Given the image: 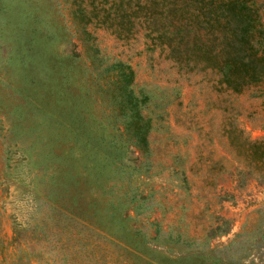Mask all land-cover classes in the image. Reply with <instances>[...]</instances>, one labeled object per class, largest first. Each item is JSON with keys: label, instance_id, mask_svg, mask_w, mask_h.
Instances as JSON below:
<instances>
[{"label": "rangeland", "instance_id": "obj_1", "mask_svg": "<svg viewBox=\"0 0 264 264\" xmlns=\"http://www.w3.org/2000/svg\"><path fill=\"white\" fill-rule=\"evenodd\" d=\"M111 1L0 0V264H155L191 251L264 264V82L235 93L211 69L179 66L140 20L119 30L75 17ZM114 60L148 98L149 152L118 135L122 170L86 174L70 121L112 139L102 69Z\"/></svg>", "mask_w": 264, "mask_h": 264}, {"label": "trees", "instance_id": "obj_2", "mask_svg": "<svg viewBox=\"0 0 264 264\" xmlns=\"http://www.w3.org/2000/svg\"><path fill=\"white\" fill-rule=\"evenodd\" d=\"M88 5L92 15L82 5L75 14L85 24L95 20L107 28L116 26L124 30L140 20L146 37L167 49L169 57L179 66L189 70L211 69L219 75L221 83L235 93L264 82V12L260 0H112L108 8L94 6L93 2ZM119 30L113 33L120 35ZM88 49L93 63L100 68L102 60L97 58L98 48ZM102 72L109 77L106 91L115 113L113 117L121 129L119 125L114 127L112 139L105 141L103 134L98 137L84 123L74 125L73 120L70 121L69 132L85 162L86 174L94 170L100 173L109 165L116 171L122 170L118 135L140 152H149L152 124L144 114L148 98L136 92L133 68L127 62L114 60L105 64ZM52 111L51 108L44 111L47 121ZM57 180L58 177L55 183ZM74 200L75 196L71 195L70 201ZM226 232L227 229L221 230L220 234ZM178 238L173 239L175 243H182ZM189 253L155 257V264H181L193 255L203 257L209 264H220L216 255ZM146 262L152 264V261Z\"/></svg>", "mask_w": 264, "mask_h": 264}]
</instances>
